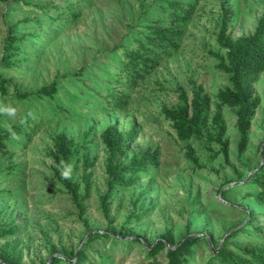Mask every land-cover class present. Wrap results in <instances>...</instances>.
Returning <instances> with one entry per match:
<instances>
[{"label": "rangeland", "instance_id": "obj_1", "mask_svg": "<svg viewBox=\"0 0 264 264\" xmlns=\"http://www.w3.org/2000/svg\"><path fill=\"white\" fill-rule=\"evenodd\" d=\"M184 1L193 5V13L182 25L180 48L168 49L134 87L122 71L119 46L131 44L144 24L168 21L166 0L0 1V57L9 27L25 35L22 61L15 68L0 67V73L13 81L6 94L0 90V105L16 109L15 117L0 114V226L16 228L0 238V253H16L18 264H49L65 251L82 249L87 255L84 264H167V250L151 255L149 244L171 230L177 240L197 237L187 264H209L212 250L220 245L240 252L249 244L264 243V236L253 228L264 225V206L253 199L256 187L249 182L254 169L264 164V72L255 84L261 103L242 154L236 108L222 106L229 162L222 154L209 160V146L219 149L216 142H206L212 125L202 137L184 142L162 113L163 105L177 102L178 85L191 90L190 78L205 86L216 111L218 90L229 84L228 74L210 55L224 52L216 41L221 4L232 6L229 30L238 38L255 30L264 0ZM55 78L59 91L54 98L16 95L17 90L36 91ZM112 88L128 98L124 108L106 106L104 95ZM112 123L122 132L136 130L122 159L151 146L160 149V162L140 173L135 185L113 191L107 217L100 199L108 178V151L101 133ZM89 129L96 164L86 212L80 216L54 176L49 153L54 134L65 132L78 140ZM187 143L195 148L202 167L187 157ZM249 211L254 217L247 222Z\"/></svg>", "mask_w": 264, "mask_h": 264}, {"label": "trees", "instance_id": "obj_2", "mask_svg": "<svg viewBox=\"0 0 264 264\" xmlns=\"http://www.w3.org/2000/svg\"><path fill=\"white\" fill-rule=\"evenodd\" d=\"M8 1V0H0ZM20 1V0H15ZM171 10L168 21L164 19L153 20L139 29V35L132 36L131 44L122 43L119 47L123 52V68L127 84L134 87L146 75L150 74L162 61L168 49H179V38L183 35V24L187 23L193 13V5L184 0H166ZM42 9L45 5H40ZM221 22L216 34L218 46L224 52L210 51V55L217 59L216 67L228 74L229 84L220 88L217 93L218 103L216 111H212V97L202 83L190 78L191 90L182 85L176 87L177 102L172 105H163L162 113L172 123L178 140L188 142L193 137H202L212 125L211 132L207 133L206 142L211 145L216 142L218 150L211 152L210 161H214L220 154L225 162L230 159V140L226 137L228 125L222 113V106L227 105L236 108V127L239 132L238 151L240 154L247 150L249 143V131L253 124L257 108L261 103V97L256 93L255 84L264 72V9L257 21L255 30L247 35L234 38L229 30V23L233 8L225 3L221 4ZM77 14L74 17L77 18ZM29 21V18L26 19ZM25 35L17 33L13 27L8 28V33L3 41V50L0 57V67L15 68L22 61L19 54L21 43ZM25 59V58H24ZM12 79L6 78L0 73V90L8 92V86ZM58 80L53 79L48 85L40 87L36 91L19 92L16 95L21 99L36 96L39 98H54L58 93ZM106 106L112 110L122 109L126 106L128 98L124 93L112 88L104 95ZM61 110H67L60 107ZM31 119V118H29ZM89 129L78 140L70 138L65 132L53 135V149L49 156L52 158L55 178L64 186L72 201L78 209L80 216L86 212L85 201L91 194L93 187V167L96 157L91 154V143ZM136 130L122 132L116 123L109 124L101 133V139L108 151L106 162L107 190L101 195V207L103 213L108 217V200L116 188H129L136 184L140 173L147 171L150 167L160 162V149L148 147L143 151L133 153L126 160L122 159L130 150V141ZM186 155L192 160L196 167H202L196 156L195 148L187 143ZM264 159V146L262 149ZM65 161L73 166L72 179L66 180L61 176L60 162ZM249 182L256 187L253 199L264 206V164L257 166L250 176ZM83 190V193H81ZM254 217L249 211L250 222ZM253 228L264 236V225H255ZM16 228L13 224L0 226V238L8 234H14ZM103 235V234H97ZM106 235V234H105ZM95 237H91L94 240ZM197 237H186L177 240L171 230L166 231L152 244H149V253L156 255L162 250H167V264H187L192 254V246ZM63 256H54L49 264H84L87 259L82 249L78 253L69 254L64 252ZM0 264H18V255L3 249L0 253ZM264 264V243L249 244L240 252H236L220 245L212 250L209 264ZM88 264H95L89 262Z\"/></svg>", "mask_w": 264, "mask_h": 264}, {"label": "clouds", "instance_id": "obj_3", "mask_svg": "<svg viewBox=\"0 0 264 264\" xmlns=\"http://www.w3.org/2000/svg\"><path fill=\"white\" fill-rule=\"evenodd\" d=\"M0 114L15 117L16 109L14 107H11V106L0 105ZM60 169H61V176L63 179H66V180L72 179V171H73L72 165L67 164L65 161L62 160L60 162Z\"/></svg>", "mask_w": 264, "mask_h": 264}]
</instances>
